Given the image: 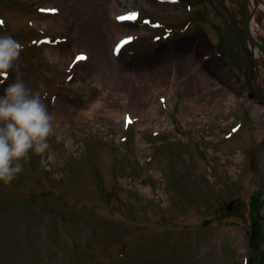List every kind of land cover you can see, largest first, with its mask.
Wrapping results in <instances>:
<instances>
[{"label":"rangeland","instance_id":"rangeland-1","mask_svg":"<svg viewBox=\"0 0 264 264\" xmlns=\"http://www.w3.org/2000/svg\"><path fill=\"white\" fill-rule=\"evenodd\" d=\"M227 1L0 0L20 77L77 110L0 182V264H264L262 85Z\"/></svg>","mask_w":264,"mask_h":264},{"label":"clouds","instance_id":"clouds-1","mask_svg":"<svg viewBox=\"0 0 264 264\" xmlns=\"http://www.w3.org/2000/svg\"><path fill=\"white\" fill-rule=\"evenodd\" d=\"M23 45L10 34L0 35V85L10 73L17 76L0 94V182L9 185L23 171L29 153L42 155L53 135L54 115L44 98L19 75Z\"/></svg>","mask_w":264,"mask_h":264},{"label":"bare ground","instance_id":"bare-ground-1","mask_svg":"<svg viewBox=\"0 0 264 264\" xmlns=\"http://www.w3.org/2000/svg\"><path fill=\"white\" fill-rule=\"evenodd\" d=\"M119 5H120V3H119ZM247 6H248V13H249L250 18L245 21L244 27L248 28L251 32V37L253 40H252V42H250V47H251L253 54H254V57H255L257 78H258V81L261 83L262 88L264 89V29L257 22L255 17L253 16V14H254L253 11L258 6L264 7V0H247ZM71 24L73 26L71 25L70 27H73L74 31L70 27H69L70 29L68 28L66 30H67V32L70 33L71 38L74 39V44H73L74 50H75L74 55L77 56V55H80V53H82V51L78 50L77 48L82 47V41L85 40L87 37H84L82 39V21L81 20H79V19L74 20L71 22ZM114 31H116L118 34L124 33L118 29H114ZM72 33H73V35H72ZM100 38H101L100 34H95L94 36L91 37V40H98L99 41ZM51 55L52 56L53 55L58 56V55H62V54H59V52H57V53H52ZM64 56L68 57L69 54L64 53ZM100 105H101V102L97 101L94 105H91V109L88 111V113L83 112L82 115L86 116L88 114L91 116L92 112H93V108L94 107L98 108ZM55 113H56L54 115L55 121L61 122L62 120H60L59 117L63 118L66 115L75 116V115H77V110H73L67 106H64V107L58 108V111H56Z\"/></svg>","mask_w":264,"mask_h":264},{"label":"water","instance_id":"water-1","mask_svg":"<svg viewBox=\"0 0 264 264\" xmlns=\"http://www.w3.org/2000/svg\"><path fill=\"white\" fill-rule=\"evenodd\" d=\"M243 4H244V7H245V20H248L250 17H249V13H248V6H247V0H243ZM245 32H246V35H247V39H248V44H250V42H252V37H251V32L248 28H245ZM258 99L257 101L259 103H263L264 104V90L262 92V95H257Z\"/></svg>","mask_w":264,"mask_h":264},{"label":"snow or ice","instance_id":"snow-or-ice-1","mask_svg":"<svg viewBox=\"0 0 264 264\" xmlns=\"http://www.w3.org/2000/svg\"><path fill=\"white\" fill-rule=\"evenodd\" d=\"M49 11H55V10H49ZM135 16H136L135 13H131V14H128V15H126L124 17H119L118 19H134ZM0 23H3V22L0 21ZM130 40H131V38H126L124 41H122L121 44L117 46V51L119 50L120 47L123 46V44L128 43ZM85 59H87V57H85L83 54H81L80 56L76 57L77 61H82V60H85Z\"/></svg>","mask_w":264,"mask_h":264},{"label":"trees","instance_id":"trees-1","mask_svg":"<svg viewBox=\"0 0 264 264\" xmlns=\"http://www.w3.org/2000/svg\"><path fill=\"white\" fill-rule=\"evenodd\" d=\"M254 237V236H253Z\"/></svg>","mask_w":264,"mask_h":264}]
</instances>
